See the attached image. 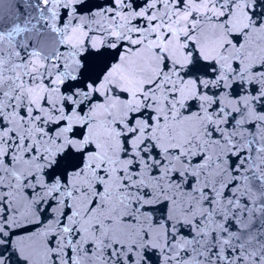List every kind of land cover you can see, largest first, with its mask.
Listing matches in <instances>:
<instances>
[{"label": "snow or ice", "instance_id": "6c2138e0", "mask_svg": "<svg viewBox=\"0 0 264 264\" xmlns=\"http://www.w3.org/2000/svg\"><path fill=\"white\" fill-rule=\"evenodd\" d=\"M0 264H264V0H0Z\"/></svg>", "mask_w": 264, "mask_h": 264}]
</instances>
